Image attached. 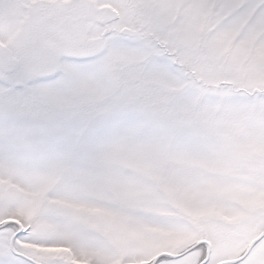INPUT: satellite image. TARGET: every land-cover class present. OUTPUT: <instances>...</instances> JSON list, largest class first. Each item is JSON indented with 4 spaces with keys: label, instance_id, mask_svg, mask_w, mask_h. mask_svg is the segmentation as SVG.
Returning <instances> with one entry per match:
<instances>
[{
    "label": "snow or ice",
    "instance_id": "obj_1",
    "mask_svg": "<svg viewBox=\"0 0 264 264\" xmlns=\"http://www.w3.org/2000/svg\"><path fill=\"white\" fill-rule=\"evenodd\" d=\"M0 264H264V0H0Z\"/></svg>",
    "mask_w": 264,
    "mask_h": 264
}]
</instances>
